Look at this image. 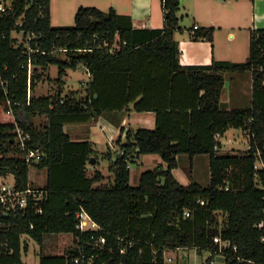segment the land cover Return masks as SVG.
Wrapping results in <instances>:
<instances>
[{"label":"trees","instance_id":"16d2710c","mask_svg":"<svg viewBox=\"0 0 264 264\" xmlns=\"http://www.w3.org/2000/svg\"><path fill=\"white\" fill-rule=\"evenodd\" d=\"M162 1L164 27L138 29L129 15L114 7L104 11L85 5L78 8L73 25L55 26L51 0H39L18 26L35 34L31 45L40 48L32 57L41 69L35 68L30 86L29 55L12 37L24 3L16 15L0 20V177L12 174L17 189L43 191L37 205L30 199L16 212L0 200V264H25L22 250L29 246L23 244V234L43 244L46 234L62 232L73 233L75 244L61 255L42 254L41 264H76L75 258L83 254L85 264H167L168 249L218 251L216 236L237 246L225 248V264H264V228L258 226L264 218V168L256 167L258 150L264 162V71L259 69L264 64V28L251 30L246 61L182 65L175 40V32L182 29V0ZM215 30L199 26L191 34L214 44ZM60 47L68 49L65 57L57 55ZM52 64L59 66L58 91L29 99V88L36 90ZM80 64L91 74L84 93L63 96L67 69ZM245 70L253 76L251 106L223 107L225 73ZM130 103L136 111L156 112V125L127 130L122 151L113 160L110 151L105 154L114 180L101 184L106 178L102 170L90 172L87 167L97 155L93 143L73 140L64 127ZM36 115H47V122L36 125ZM17 126L31 133L32 147L42 146L38 162L27 161L16 139ZM233 127L249 131L250 147L243 155L220 152L217 135ZM146 153L160 154L166 167L143 171L139 184L132 185L131 164ZM204 153L210 155L209 184L182 183L173 172L178 155ZM31 166L47 170L44 187L30 181ZM81 206L101 229L77 227ZM92 234L104 235L106 243L95 246Z\"/></svg>","mask_w":264,"mask_h":264},{"label":"rangeland","instance_id":"374dc122","mask_svg":"<svg viewBox=\"0 0 264 264\" xmlns=\"http://www.w3.org/2000/svg\"><path fill=\"white\" fill-rule=\"evenodd\" d=\"M82 5L85 6H98L99 8L108 11L111 7L110 0H51V17L52 23L55 26L63 25H73L75 23V15L78 8ZM124 8V7H121ZM203 11V10H202ZM247 11H245L246 13ZM243 14L242 20L239 24H235L234 31L236 33V38L231 41L229 38V30L232 27L225 25L224 27H218L216 31V54L219 58L229 59L233 61H245L247 57L245 52L248 49L249 38V27L251 26L249 15ZM178 15L180 17V25L182 30H177V37L179 40L190 39L191 33L190 28H192L194 23V18L187 15L186 10L183 8L179 10ZM233 29V28H232ZM22 37H20V40ZM195 51L199 55L204 53V49L210 48L214 50L211 44L203 45L198 44ZM233 45V50L228 51L230 46ZM199 47V49H198ZM196 54V55H198ZM60 57H65L66 52L60 51L57 54ZM41 69V68H40ZM246 71V70H245ZM59 76V66L57 64H52L48 70L46 76L42 81L38 83V88L31 91V95H49L54 94L58 91L59 83L56 78ZM64 95H74L75 97H81L84 93V88L88 80V72L86 68L80 64L76 68L69 67L67 73L64 75ZM36 93V94H35ZM222 106L225 108H235V107H249L252 101H248L247 97H242L241 99H235L233 102H226V97L223 96ZM226 102V103H225ZM47 115H36L34 117V123L36 125H43L47 122ZM78 124V123H72ZM71 127V126H70ZM132 130H136L135 128ZM225 145L221 149L222 153H235L237 155H243L248 152L250 147V135L249 131L245 129H231L230 132L223 139ZM114 154H117L118 149L122 151V148L116 146ZM118 151V152H119ZM104 154V153H103ZM105 158V156L103 155ZM188 154H182L181 165L184 170L190 174L194 175L197 181L204 184H209L211 177L210 164H206L204 156H200L197 159L200 160L197 167L193 169L191 162L189 160ZM99 156L95 154V163H89V170L93 172L96 169V164H98ZM165 165V161L162 156L158 153H146L143 154L139 162L131 164V179L130 183L132 185L139 184L141 173L148 169H156ZM165 163V164H164ZM166 167V166H164ZM257 168H264V162L261 159L256 161ZM99 169L106 175V178L101 184H111L114 180V173L110 169L109 161H105ZM193 169V171H192ZM47 170L45 168L38 169L35 166L30 167L29 177L30 181L34 183V186L41 187L47 181ZM193 178V177H191ZM261 177L257 176V184L262 186ZM1 182L12 183L14 182V177L12 174H8L5 178H1ZM23 244L28 243V249L22 250V259L25 264H41L42 254H63L65 250L75 244V236L71 232L62 233H48L44 236L43 244L39 243L36 239L32 238L28 234H23L22 236ZM211 255L210 250L199 251L196 247L192 248H178V249H168L166 250L167 264H203L206 259ZM169 257L172 260H169ZM215 260L214 264H225V256L222 254L213 255Z\"/></svg>","mask_w":264,"mask_h":264},{"label":"crops","instance_id":"0c3cea01","mask_svg":"<svg viewBox=\"0 0 264 264\" xmlns=\"http://www.w3.org/2000/svg\"><path fill=\"white\" fill-rule=\"evenodd\" d=\"M110 3L111 7H114L118 13L129 15L132 18L135 28L152 29L164 27L165 22L162 0H110ZM182 8L186 10L188 16L194 18L193 26L189 29L190 33H192L191 29H193L195 25H199L201 27L214 26L216 29L214 44L205 38L195 39L193 38L192 34L190 36V39L186 38L185 40H179L177 37V31L175 32V40L179 49L178 60L182 65L210 64L214 59L229 60L219 58L216 54V31L218 27L222 28L225 25L232 27L233 29L231 28V30H229V38L231 41H234L236 38V33L234 31L235 24H239L245 11H247L245 14L248 13L251 23V26L249 27L250 42L248 43V49L245 52V56L247 57V59L251 53V30L253 28H264V0H182L180 9ZM198 44H211L214 50L210 51V48H207V50L204 49V53H201V55H199L197 52H193L195 51V48L199 46ZM231 50H233V45L230 46L228 51ZM225 78L226 81L221 96V103L223 101V96L226 97L227 103L233 102L235 99H241L245 96L247 97L248 101H252L253 76L251 70L226 72ZM64 84L62 86L63 91ZM36 88H38V85ZM63 91L62 95L65 96ZM34 96L38 97L39 94H36ZM133 105V103H130L129 106L123 109L107 110L98 118L93 119L89 122L78 123L77 125H74L72 123L65 125V131L71 135V138L73 140H90L93 143V147L97 152V156H99V162L98 164H96V169L99 168V166H102L105 161H109L110 163L111 160L115 158L116 154H114L113 150H116V146L121 148V145L127 142L126 133L128 129H138L140 127H155L156 112L136 111L133 108ZM231 129L235 128L233 127L228 129L222 136H220L222 146L221 149L225 145L223 139ZM119 150L120 149H118V151ZM108 151H110L111 155L113 156L111 160L109 158L103 157V155L105 156ZM142 155H140L136 162H139ZM181 156L182 154L178 155L179 166L173 169L174 174L184 184H189L192 180L197 181L194 175L190 174L189 176L182 167ZM200 156H204L203 161L206 164H210V155L207 153L195 155L193 158L189 156V160L193 169H195L197 167V164H199L200 160H198L197 158ZM162 166H166V164L163 165L162 163ZM87 167L89 168V166ZM45 184L41 187H44ZM202 184L207 185L204 183Z\"/></svg>","mask_w":264,"mask_h":264},{"label":"built area","instance_id":"2783aa9c","mask_svg":"<svg viewBox=\"0 0 264 264\" xmlns=\"http://www.w3.org/2000/svg\"><path fill=\"white\" fill-rule=\"evenodd\" d=\"M39 0H0V20L4 19L5 17H8L10 15L14 16L17 13V6L21 5V3H24L23 11L19 16L16 18L15 21V27L12 30V37L18 39V44H24L25 52L28 53V81L29 86L31 84L32 75L34 73L35 68L39 67L32 57V54L36 51H40V48H33L31 45V40L36 37L35 34L31 33H25L23 29L19 30L18 26H22L26 21V15L27 11L38 2ZM199 28V25H195L193 28V32ZM20 37L22 39L20 40ZM115 45H118V37L115 40ZM67 48H56L55 51H64L66 52ZM259 69L264 71V64H261L259 66ZM88 72V71H87ZM91 74L88 72V79H90ZM88 81V80H87ZM31 89L29 88V99L32 97L31 95ZM16 139L20 145V147L26 152V159L27 161L32 164L34 162H38L41 160L43 153H42V146H39L37 148L32 147L29 144V141L32 139V135L29 131L25 130L21 126H17L16 128ZM217 139H220V137L217 135ZM261 151L258 150L257 156L259 159H261ZM1 178H5V176L0 177V200L2 204L5 206V208L8 211H20L22 209H25L28 204L29 200L32 199L34 201V204L37 205L38 202L42 199L43 191L38 188L28 187L24 190L17 189L15 187V181L12 183L7 182H1ZM226 188H229L227 186ZM204 203V201H202ZM37 212H42L41 208L37 209ZM187 215L190 214V212H186ZM77 227L81 231H90V230H99L101 229V225L96 222L91 214L83 207L81 206L80 210L77 212ZM258 226L260 228H264V218L258 223ZM92 238H95V235L92 234ZM264 239V236H263ZM215 242L220 244V249L218 251L210 250L211 255L206 259V261L203 264H214L215 260L213 259V255L215 254H222L225 256V259L228 255V253L225 252V248L233 247L236 249V245L232 244V242L228 239H222L220 236H216L214 238ZM94 245L102 247L107 239L104 235H100L94 239ZM124 251V249H122ZM86 257V254H83L81 257L75 258L76 264H85L82 261V258ZM94 255L92 254L89 258V262L91 263L93 261ZM169 260H172L171 257H169Z\"/></svg>","mask_w":264,"mask_h":264},{"label":"water","instance_id":"95a60500","mask_svg":"<svg viewBox=\"0 0 264 264\" xmlns=\"http://www.w3.org/2000/svg\"><path fill=\"white\" fill-rule=\"evenodd\" d=\"M91 163H95V157L92 158Z\"/></svg>","mask_w":264,"mask_h":264}]
</instances>
